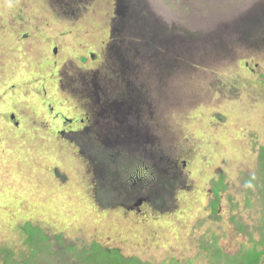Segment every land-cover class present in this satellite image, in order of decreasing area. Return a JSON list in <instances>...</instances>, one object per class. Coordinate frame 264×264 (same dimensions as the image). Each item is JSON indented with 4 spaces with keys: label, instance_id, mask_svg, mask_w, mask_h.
Segmentation results:
<instances>
[{
    "label": "rangeland",
    "instance_id": "obj_1",
    "mask_svg": "<svg viewBox=\"0 0 264 264\" xmlns=\"http://www.w3.org/2000/svg\"><path fill=\"white\" fill-rule=\"evenodd\" d=\"M122 97L146 117L130 119L138 149L176 171L165 211L97 204L103 179L81 148L98 103ZM263 147L264 0H0V249L13 257L27 254L24 222L51 252L61 235L63 264H83L72 250L94 241L151 264L262 250Z\"/></svg>",
    "mask_w": 264,
    "mask_h": 264
},
{
    "label": "trees",
    "instance_id": "obj_2",
    "mask_svg": "<svg viewBox=\"0 0 264 264\" xmlns=\"http://www.w3.org/2000/svg\"><path fill=\"white\" fill-rule=\"evenodd\" d=\"M259 4H262V2ZM258 5L257 9L255 8V10L251 11L254 15L248 14L246 16L245 14V16L250 18L252 15L255 19L256 12L257 10L259 11ZM126 8H128L126 5L120 7V9L124 10L123 14ZM124 17L127 18L126 13L124 14ZM128 20L137 25L142 24L137 18ZM148 30L150 34H147L146 36L153 37V30L151 28H148ZM180 31L184 32L185 30L181 29ZM187 34L188 36H191L193 33L187 32L184 36H187ZM140 40L141 38H139V42H141ZM156 46H158V44ZM126 49L128 50L129 47L126 46ZM135 50L136 49L130 51V53H133ZM159 53L161 52L159 51ZM115 54L117 55V53ZM160 55L162 56V54ZM120 62H122V59H120ZM131 82V80H125L124 85L119 84V88L131 92ZM136 87L138 90V86ZM113 88L111 89V92L113 91ZM131 112H133V108ZM96 115L98 116L100 114L98 113ZM104 115H106L108 117L107 120L110 121L108 122L105 120L107 121V127L104 128L103 126V129L100 130L98 126H91V135L94 136V145L87 149H80L82 155L88 159V162L91 164L96 175L103 179L100 184H98V182L96 183L95 191L97 190L99 195L106 196L107 198H105V200L101 198V200L104 201L99 200V202L96 203L100 204L104 209L112 208V206L116 205H122L124 207L129 206L131 208L135 204H138L140 200H143L144 202H149L159 211L167 210L169 208L168 202L173 199V196L175 197V191L179 186L176 171H173L166 165L165 160L161 155L153 158V156L147 153L143 147L138 149V147H140L139 143L142 139V135L139 131L135 130V127H118L117 118L119 114H117V111L114 112L112 109L109 112V110H106L104 111ZM131 115L133 116L132 113ZM99 118L102 121L103 118L101 116H99ZM119 137L123 138L122 144L124 143L125 147L120 146V143H118ZM118 145L121 147V150L114 151L112 147ZM120 157L122 158L120 159ZM123 158H125V160L128 159V163L121 161ZM163 165L167 168H164ZM140 168H142V171L148 173L145 175L139 170ZM262 180L264 184V176L262 177ZM218 189L219 188L217 187L215 190L216 194ZM263 192L264 188L263 191H261V199L263 200L262 203L264 205ZM170 197L171 199L168 201ZM216 209L217 201L215 200L211 204V211L214 213L216 212ZM20 229L25 236L27 254L23 260H20L13 257L11 249L7 247L0 249V258L3 261L2 264H58V261H55L53 257L59 258L62 262L61 264L64 263V255L59 254L58 252L62 251V248L70 249L71 246L64 243L60 234L54 236L55 244L60 246V250L51 252L48 250L50 237L40 227L32 225L30 222H24L20 225ZM212 251L214 259L210 256ZM72 252L76 255L78 261L83 264H96L99 262L108 264H151L146 261H141L134 256H123L118 248L103 246L96 241L92 242L87 248L81 250L73 248ZM263 254L264 249L258 250L255 245L248 249L238 251L233 255L224 254L220 248L214 246V250H210L209 256L213 259L212 264H259L260 258Z\"/></svg>",
    "mask_w": 264,
    "mask_h": 264
},
{
    "label": "flooded vegetation",
    "instance_id": "obj_3",
    "mask_svg": "<svg viewBox=\"0 0 264 264\" xmlns=\"http://www.w3.org/2000/svg\"><path fill=\"white\" fill-rule=\"evenodd\" d=\"M123 94L124 93H122L121 96H123ZM127 98L128 99H130V98L132 99V94H131L130 98L129 97H127ZM128 99H124L122 97V99H120V101H118V102L114 99L111 103L106 102V101H105V104L104 103L101 104V102L98 103L99 104V108H100V113L99 114L102 117H107L106 115H104V111L109 110V112H110L113 109L114 112L117 111V114H119L118 118H117V126L118 127H125V126L135 127V125H133L131 123L132 120H133L134 124H135V120H139L140 123H141V119H144L146 117L140 115V111H141L140 106L137 105V104H134V101H133V103H131ZM89 106H91V105H89ZM102 108H104V109H102ZM132 108H133V112H131ZM131 113L133 114V116L131 115ZM87 119H88V117L86 115V118L85 119L81 118L80 121L81 122H83L84 120L87 121ZM130 119H132V120H130ZM93 120L95 122H94L93 125H88L87 126L88 130L91 131V126L92 127L93 126H98L99 129L102 130L103 129V124H102V121L100 120V118L97 117V118H95ZM107 121L110 122L109 120H107ZM137 127H139V126H137ZM79 132H81V131H79ZM118 140H119L118 143H120V146L125 147L124 143L122 144L123 138L119 137Z\"/></svg>",
    "mask_w": 264,
    "mask_h": 264
}]
</instances>
